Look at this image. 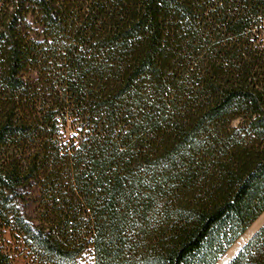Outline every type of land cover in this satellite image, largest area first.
<instances>
[{
    "label": "trees",
    "instance_id": "16d2710c",
    "mask_svg": "<svg viewBox=\"0 0 264 264\" xmlns=\"http://www.w3.org/2000/svg\"><path fill=\"white\" fill-rule=\"evenodd\" d=\"M57 115L95 264H215L264 211V0H0L1 188L37 177ZM228 264H264V225Z\"/></svg>",
    "mask_w": 264,
    "mask_h": 264
},
{
    "label": "rangeland",
    "instance_id": "374dc122",
    "mask_svg": "<svg viewBox=\"0 0 264 264\" xmlns=\"http://www.w3.org/2000/svg\"><path fill=\"white\" fill-rule=\"evenodd\" d=\"M56 79L41 83L48 104L62 98ZM55 121L56 128L44 136L47 144L41 147L42 163L37 177L22 180L17 186V194L0 187V249L9 256L12 264H95L93 248L88 243V216L74 192L67 162L70 147L66 146L78 136L76 125L68 116L57 115ZM16 148L5 147L0 153V162L11 161ZM17 218L23 223L37 225L41 222L62 239L82 244L81 249L69 258L53 256L19 228ZM263 225L264 211L215 264H228Z\"/></svg>",
    "mask_w": 264,
    "mask_h": 264
}]
</instances>
